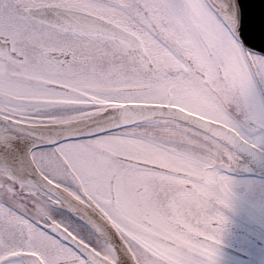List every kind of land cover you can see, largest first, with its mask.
<instances>
[{"label":"snow or ice","instance_id":"obj_1","mask_svg":"<svg viewBox=\"0 0 264 264\" xmlns=\"http://www.w3.org/2000/svg\"><path fill=\"white\" fill-rule=\"evenodd\" d=\"M237 151L264 0H0V264H219Z\"/></svg>","mask_w":264,"mask_h":264},{"label":"flooded vegetation","instance_id":"obj_2","mask_svg":"<svg viewBox=\"0 0 264 264\" xmlns=\"http://www.w3.org/2000/svg\"><path fill=\"white\" fill-rule=\"evenodd\" d=\"M237 160L226 174L233 181L231 207L227 217L219 264H264V178L240 172Z\"/></svg>","mask_w":264,"mask_h":264},{"label":"water","instance_id":"obj_3","mask_svg":"<svg viewBox=\"0 0 264 264\" xmlns=\"http://www.w3.org/2000/svg\"><path fill=\"white\" fill-rule=\"evenodd\" d=\"M243 157L239 170L245 173L264 177V152L237 151Z\"/></svg>","mask_w":264,"mask_h":264}]
</instances>
